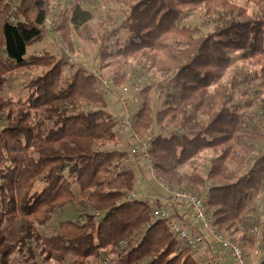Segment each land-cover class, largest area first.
<instances>
[{"label":"trees","instance_id":"trees-1","mask_svg":"<svg viewBox=\"0 0 264 264\" xmlns=\"http://www.w3.org/2000/svg\"><path fill=\"white\" fill-rule=\"evenodd\" d=\"M250 1L259 11L234 0H75L57 16L55 31L70 50L74 34L95 42L105 75L112 56L133 57L158 74L164 106L155 110L146 86L141 106L131 110L138 138L162 127L151 149L156 183L208 192L207 210L220 233L264 247V221L260 238L246 223L264 190V129L236 101L240 81L223 82L232 54L240 52L264 83V5ZM91 2L120 5L123 18L107 14L95 25ZM52 8L51 0H0V84L43 68L26 84V100L0 98L6 121L0 126V264H12L17 251L23 264H103L106 254L121 249L110 264H199L165 221L154 219L148 200H124L135 191L137 175L117 170L129 150L117 148L119 119L107 110L98 79L65 57L29 55L28 48L47 34ZM198 8L204 9L202 23L185 24L189 10ZM108 78L115 86L131 81L122 69ZM206 151L214 157L202 172L197 164ZM39 181L44 188L33 192ZM70 204H87L90 211L80 221H61L57 234L35 233L36 225ZM4 219L26 224L18 241L4 233Z\"/></svg>","mask_w":264,"mask_h":264},{"label":"rangeland","instance_id":"rangeland-1","mask_svg":"<svg viewBox=\"0 0 264 264\" xmlns=\"http://www.w3.org/2000/svg\"><path fill=\"white\" fill-rule=\"evenodd\" d=\"M52 1V14L47 21V34L45 38L33 44L28 48L29 55L33 54H45L50 53L57 57H65L64 53V43L61 39L59 33L55 31L56 25L58 24V18L60 14L64 13L68 10L72 3L75 0H51ZM235 2L243 5H247L251 12L259 11L258 6L255 2L250 0H234ZM264 5V0H262ZM89 9L93 11L94 14V24L97 25L107 14L112 15L115 19H122L123 14V7L116 4H105L104 2H91L87 5ZM204 20V9L198 8L194 10H189L187 17L184 19L185 24L191 25H200ZM73 42H74V50H70L71 54L77 58L78 62H89V64H94L100 58H95L98 52V46L95 42L90 39L81 38L80 36L74 34L73 35ZM67 48V47H66ZM112 60V65L105 68L104 72L110 78H112L113 74L119 70H126L131 78V81L117 87L122 86H134L135 80L138 79L142 80L141 85H139L138 91H133V99L130 103L131 110L141 106L143 102V95L142 92L146 88V86L150 87L149 95L151 97L152 105L155 106V110H159L164 106L165 100L167 98L166 93L163 95L159 93V76L158 74L149 68H142L143 65L138 63V60L129 57H110ZM232 64L228 70L226 77L223 79L224 83H230L232 80L240 81L239 88L237 89L235 98L236 101L242 104V111L248 117H253L254 123L256 124L257 128L264 129V113L262 112V108L264 106V83L261 78L255 79V69L250 67L245 61L240 58V52H236L232 54ZM71 64V63H70ZM79 64V63H78ZM77 67V65H76ZM79 68V67H77ZM143 69V70H142ZM43 72V68L33 69L29 71H24L21 73H15L8 80L2 84H0V98H8L11 97L15 100L21 98V100H26L30 95L29 89L26 84L35 76L41 74ZM69 68L65 70V74H68ZM113 83V82H112ZM246 92V93H244ZM103 96V95H102ZM109 97H114L113 95L109 94L106 97L103 96L105 99H109ZM107 101V100H106ZM107 110L111 114H113L117 119L121 118V114L123 110L117 104V102L112 98L111 100L107 101ZM5 117L0 118V126L6 125ZM162 127H156L155 131L161 130ZM166 131L163 132L167 134L170 130L167 127H163ZM154 130V129H153ZM153 131L145 136L148 137ZM137 137V136H136ZM140 138V137H139ZM117 148L129 150L131 149L132 141L122 140L120 138L117 139ZM214 155L210 151H206L203 153L201 159L199 160L197 166L200 171L206 170L208 163L213 159ZM142 168V167H141ZM139 168L133 169L137 175L136 177V189L134 192H137L142 195V199L148 200L153 206L154 200L150 199V196H157L162 198L163 200H169L170 196L167 192L163 191L159 186V182L164 184H169L163 180L158 179V183H156L155 179L152 176V170L150 168H144L139 170ZM183 171L190 172L191 168L185 166ZM155 173V171H154ZM156 174V173H155ZM160 183V184H161ZM44 181H39L34 189L33 192H40L44 188ZM172 186V185H171ZM74 190L76 192L79 191V187L77 184L74 185ZM161 189V190H160ZM169 204V203H168ZM172 207V206H171ZM90 211L89 205H81V204H70L62 208H58L53 215L51 216L50 220L43 224V225H36L35 233L39 236L44 235H54L59 232V224L61 221L75 219V220H82L83 214ZM264 221V190L262 191L261 195L251 203L249 207V214L246 219V223L253 228L252 232L255 237L260 238L261 229H262V222ZM3 230L8 239L11 242L18 241L26 232V224L20 221L19 219H4L3 221ZM222 234V233H221ZM225 238L230 239L225 234H222ZM232 240V239H231ZM241 244L243 247L244 245L240 243L239 240H234ZM35 244V241H33ZM220 246L219 243L215 242ZM34 246V245H33ZM221 248V246H220ZM244 251L246 252V264H261L264 260V247L260 246V243H257L251 247L244 246ZM38 251V249H37ZM40 251V249H39ZM122 249L117 253H110L106 254V260L103 261V264H110L116 258L122 254ZM219 251V250H218ZM218 251H214L212 255L205 261L207 264L212 258L216 256H220ZM222 251V249H221ZM194 256L198 259L197 254L194 253ZM221 257V256H220ZM223 258V256H222ZM221 258V259H222ZM230 260V261H229ZM12 264H23L24 259L23 256L17 251L13 254L11 258ZM218 262L217 264H219ZM49 264H70V263H57L51 261ZM137 264H150L149 259H144ZM199 264H204V262H200ZM228 264H238L236 260L233 258L228 259Z\"/></svg>","mask_w":264,"mask_h":264},{"label":"built area","instance_id":"built-area-1","mask_svg":"<svg viewBox=\"0 0 264 264\" xmlns=\"http://www.w3.org/2000/svg\"><path fill=\"white\" fill-rule=\"evenodd\" d=\"M64 53L69 63L77 65L79 68L89 70L93 76L98 79V90L107 98L109 94L116 98L117 103L122 107L121 118L115 126V132L118 138L128 140L134 138L136 144L129 149L128 155L123 159L122 165L117 170H133L139 167H149L154 172V162L151 154L152 143L158 132L153 131L146 138H138L134 134V122L131 114L130 103L132 101L133 91H138L142 80H135V85L115 86L112 81L100 71L98 63L89 64V62H78L77 58L71 54L70 49L64 47ZM79 63V64H78ZM162 131H166L162 129ZM159 182L160 187L169 194L170 202L182 203L184 207L189 208L194 213V221L187 222L180 220L170 206H155L153 217L157 220H163L170 231L179 240L181 247L189 248L193 253L198 254L201 246L205 242L206 235L210 236L215 242L219 243L230 258L236 260L238 264H246L245 251L238 242L225 238L215 227L214 218L207 210L209 193L199 195L179 188H174L169 184ZM211 183L209 184V187ZM142 195L137 192H131L125 195L124 200L131 201L141 198ZM221 261L220 256L212 258L207 264H217Z\"/></svg>","mask_w":264,"mask_h":264},{"label":"crops","instance_id":"crops-1","mask_svg":"<svg viewBox=\"0 0 264 264\" xmlns=\"http://www.w3.org/2000/svg\"><path fill=\"white\" fill-rule=\"evenodd\" d=\"M112 98L116 101V98H114V97H111V98L109 97V100H111ZM119 107H121V106L119 105ZM121 110H123L122 107H121ZM129 140L132 141L131 147L136 144V141L134 140L133 137L130 138ZM142 169H144V168H142ZM142 169H139V170H142ZM150 199L154 200L155 206H161V205L170 206V208L172 209V211L174 213V216H176L180 220L187 221V222L194 221L193 211L189 208L184 207V205L182 203L170 202L169 200L168 201L163 200L162 198L157 197V196L156 197L150 196ZM221 249L222 248H220V246L218 244H216L215 241L210 236L206 235L205 242L201 246L200 252L197 254L198 261H200V262L202 261L205 264V261L210 257V255H212L214 253V251L219 250L218 253H220L221 258L223 256V258L221 259L219 264H228V259L230 257L224 249H222V251H221Z\"/></svg>","mask_w":264,"mask_h":264}]
</instances>
